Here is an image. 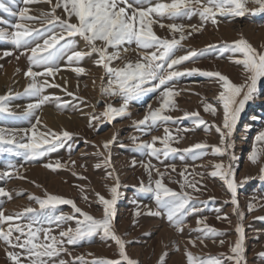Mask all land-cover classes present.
Listing matches in <instances>:
<instances>
[{
  "label": "snow or ice",
  "instance_id": "6c2138e0",
  "mask_svg": "<svg viewBox=\"0 0 264 264\" xmlns=\"http://www.w3.org/2000/svg\"><path fill=\"white\" fill-rule=\"evenodd\" d=\"M41 3L50 5V9L40 10L38 15L30 14L28 5ZM23 4L25 7L20 8L17 12H11L3 3H0V9L10 12L12 16L19 17V21L11 25L15 29L14 31L8 32L0 29V41L9 42L15 49L22 50L20 55L26 56L28 61L24 76L30 82L25 87L23 95L35 98V100L33 103H29L22 113L25 119L31 120L35 110L43 104L53 100L59 101V97L44 95V90L49 86L60 87L59 84L50 85L47 78H55L61 71L60 61L65 56L67 57V66H71L73 63L79 64L86 57L90 58L96 54L97 59L94 64L102 67L108 77L106 84L103 83V77L101 78V95L119 97L122 100L118 108L106 103L101 116L93 115L91 117L89 127H95L93 121L102 123L101 117L112 121L127 115L130 102L159 91V107L152 109L149 105V111L144 117L134 122L135 126L141 130H152L162 124L167 125L173 120V117L165 113L177 107L174 97L179 93L175 92L171 86L174 80L198 73L218 84L220 91L213 99L215 104L222 108L220 124H216L214 121L209 124L200 117L198 112H185L184 114L186 118L192 120L195 127L203 126L206 132L214 128L219 135L217 144L209 145L207 142H201L193 144L189 148L177 149L171 147V141L178 142L180 137H172L169 129L165 127L166 135L164 137L153 136L151 142L137 143L135 148L157 160H160L162 156L167 158L169 155L176 154H179L182 160L185 155L191 156L193 160L209 154L221 158L218 163L210 162L214 170L209 175L220 177L231 194L230 202L234 206L233 211L239 217V221L235 225L237 238L234 243H230L229 254L221 253L219 256L207 258L194 255L186 246V261L187 264H225L226 261L230 264H246L245 234L242 223L244 214L239 209L237 199V189L242 182L236 180L232 166L236 156L232 151L234 143L231 137L240 113L244 110L247 102L253 99L259 84L264 80V45L258 49L241 35L231 43L219 46L218 51L221 55L230 53L229 59L240 66L241 83L233 82L220 71H207L198 68L180 70V66L185 61H194L210 50L217 49V45L210 44L199 50L189 49L185 55H176V52L183 48L182 41L190 37L193 32L202 31L205 24L210 22L212 25L218 26V17L242 18L249 14H264V0H131V2L130 0H56L55 3L53 0H23ZM249 5L255 6L249 7ZM57 10H62V13L57 14ZM193 16L199 17V26L175 22L186 18L191 19ZM163 20L173 22L164 24ZM35 24H39V27H36ZM154 25H158L162 29L166 28L172 34V38L158 36L154 31ZM177 33L179 34L178 38ZM77 36L84 41L86 51L75 50L74 38ZM133 44L136 47L138 58L124 60L121 50L127 53ZM4 55L8 56L11 53L5 52ZM19 58V56L16 57L17 60ZM116 60H123V65L113 67L112 63ZM34 68L42 70L35 71ZM72 70L77 75L86 73V69L83 67H74ZM38 77L45 79L41 81ZM67 94L74 95L70 92ZM8 98L9 96H0V113L10 112L6 106ZM202 103L205 112L210 113L213 117L217 115L218 110L213 103H208L206 98L202 99ZM67 106V103H57V108L60 109ZM40 124V118L37 116L36 123L31 124L30 128L0 127V152H14L31 162L45 157L48 153L64 147L66 142L73 140V133L67 130L57 133L45 125V130L39 131L37 126ZM30 133L31 135H29ZM18 136L19 139H17ZM49 136L50 139L46 138ZM135 139L133 137L134 141ZM115 140L116 136L113 135L111 139L104 141V150L109 151L110 145ZM157 140L160 141L162 147H156ZM255 140L257 143H264V131H261ZM5 145L7 147H4ZM68 147L71 148V144ZM99 154L104 155V153ZM262 155H264V147L257 149L254 146L248 159L255 164ZM224 156H228V164L223 162ZM102 163L110 167V155L105 157ZM135 163L133 161V165ZM71 164L74 166L75 161H71ZM143 166L148 172L149 182L145 185L141 181L139 191L152 193L157 206L155 212L147 209V214L166 216L169 224L177 232H182L186 226L185 218L190 214L198 216L202 209L197 205L207 203L200 201L192 194L200 192L203 185L197 187L198 181L189 180L185 176L187 172V166H185V169L180 173L185 179L182 182L178 181L181 188V191L178 192L163 183L167 168L161 172L150 161ZM44 167L56 171L68 167V163H61L57 160L55 163L45 164ZM80 167L84 168L85 166L81 165ZM95 167L100 168L101 164L98 163ZM170 167L172 171L176 170L175 165ZM153 171L159 177L154 181L155 186H153L152 179ZM260 173V179L264 180V166L260 167ZM13 174L24 179L19 172L0 173V179L11 178ZM73 175L78 174L73 172ZM197 175L201 177V180L203 179V174ZM108 177H112L116 181L115 184L107 186L111 198H105L100 193L95 194L97 202L102 206L103 214L100 218L83 211L73 200L47 193V191L43 198L34 194L28 195L29 200H34L39 208L29 206L19 212L6 215L2 203H0V242L6 245L7 259L12 264H25V261L27 264H69L59 258L62 254L68 253L67 246L90 241L94 236L99 235L102 239L115 241L119 259L97 258L88 261L81 255L74 257L72 264H76V262L79 264H138L126 253V241L116 233L114 218L121 185L119 177H113V172H108L106 178ZM247 179L249 177H245V181ZM78 187L82 198L87 201L88 197L84 195V187ZM188 189L192 191L190 192ZM21 194L17 193V195ZM0 197L12 199L11 193L3 187H0ZM57 205H71L73 212L57 214ZM255 207L254 203L249 202V211L254 210ZM140 214V211L135 213L137 216ZM217 219L227 220L228 217L227 215L223 217L218 215ZM260 219H264V217H260ZM73 220L76 223L74 228L63 227L64 224ZM196 223L197 227L193 231L198 232L199 235L195 239L189 238L187 245L192 247H196L198 243L204 245L206 240L215 243L216 238L223 235L222 232L201 220L199 216ZM56 229H59L58 235L54 234ZM219 243L223 245L224 241L220 240ZM9 248L13 250H9ZM15 249L20 251H15ZM68 254L71 255V253ZM89 255L92 254L89 253ZM166 255L167 253H164L160 256L158 264H167ZM260 255L264 257V253H260Z\"/></svg>",
  "mask_w": 264,
  "mask_h": 264
},
{
  "label": "rangeland",
  "instance_id": "374dc122",
  "mask_svg": "<svg viewBox=\"0 0 264 264\" xmlns=\"http://www.w3.org/2000/svg\"><path fill=\"white\" fill-rule=\"evenodd\" d=\"M55 2L56 0H53V3ZM0 3H3L11 12H17L20 8L25 7L23 0H0ZM254 6L255 5H249V7ZM28 7L30 8V14L38 15L40 10L47 11L51 6L46 3H41L38 5H28ZM61 13L62 10H57V14ZM18 21V16H12L10 12L0 9V29L12 32L15 29L12 28L11 25L16 24ZM218 21V26H214L209 22L205 24L202 31L195 32V39H193V41H195L194 43H189V37L185 40L186 42L182 41L183 48L177 51L176 55H185L189 49H204L210 44L217 45V49L210 50L194 61H185L180 66V70L184 68H198L207 71H220L222 74L227 75L233 82L241 83L242 76L240 75V66H237L229 59L230 53L221 55L218 48L222 44L231 43L243 35L254 47L259 49L261 45H264V14H249L242 18L218 17ZM171 22L173 21H162L164 24ZM175 22L197 26L200 24L198 16ZM35 26L39 27V24H35ZM159 30L168 31L166 28L162 29L158 25H154V31ZM205 31H208L207 36L205 35L208 38L204 36ZM176 35L178 38L179 34L177 33ZM224 36L227 38L225 39ZM74 39L75 50H87L85 49L84 41L80 37L77 36ZM196 40L198 42H196ZM21 51L22 50L15 49L9 42L0 41V76L7 68L11 69V75L9 77L11 88L0 90V96H9L6 101V106L10 109V112L0 113V127L8 129L30 128L31 124L36 123V117L38 116L41 121V124L37 126L39 131H44L45 125L48 129L57 133L67 130L73 133V140L66 142L64 147L48 153L45 157L31 162L26 161L22 155H16L14 152H0V173L19 172L20 175L24 177V179H20L13 174L11 178L4 177L0 179V187H3L12 195L11 200L7 199V197H0V203H2L6 215L19 212L23 208L29 206L39 208V205L34 200H29L28 195L34 194L35 196L43 198L45 191H47V193L60 195L73 200L83 211L88 212L96 218H100L103 214L102 206L97 202L95 194L100 193L105 196V198H111L107 186L115 184L116 181L112 177H106L108 172H113V177L118 176L121 185L119 188L120 195L116 204L114 227L116 233L126 241V253L131 259L136 260L138 264H158L160 256L164 253H167V264H187L185 256L186 246L194 255L204 258L219 256L221 253L229 254L230 243H234L237 238L235 225L239 221V217L233 211L234 206L230 202L231 194L227 191V187L223 185V180L218 176L212 177L209 175V173L214 170L211 163L207 165H196V162L189 161L186 155L183 160L180 158L179 154L169 155L164 163V169L167 168V174L163 178V183L175 191H181L178 181L182 182L185 179L180 173L185 169V166H187L185 176L189 180L194 179L198 181L197 187L203 185L200 192L192 193L193 196L198 197L200 201L207 202L206 204L197 205L202 209L198 214L199 218L209 226L223 233V235L216 238L215 243L211 240H206L204 245L199 243L196 247L187 245V240L189 238L195 239L199 235L198 232L193 231V229L197 227V214H190L185 218L186 226L182 232H177V230L169 224L166 216H153L147 214V209H151L155 212L157 206L152 193H143L139 191L141 181H143L145 185L149 182V175L143 164H147L150 161L151 164L156 162L154 164L155 168L163 167L161 159L157 160L156 158L149 157L147 154L135 148V144L137 143L149 142L148 139L152 131L148 129L141 130L135 126L134 122L142 119L147 113L149 102L152 99L151 93L130 102L127 115L118 117L112 121H108L101 117L103 120L102 123L93 121L95 127H89V120L91 117L93 115L101 116L105 110L106 103H110L118 108L122 100L119 97L101 95V78L103 77V83L106 84L108 77L105 75L102 67L94 64V61L97 59L96 54H93L90 58L86 57L84 60L80 61L79 64L73 63L71 66H67V57L65 56V58L60 61L61 71L55 78H47L50 85L59 84L60 87L49 86L44 90V95L59 97V101L53 100L43 104L39 109L35 110L31 120L25 119L22 113L29 103L34 102L35 98L23 95L24 89L30 81L24 76V72L28 67V61L26 56L20 55ZM109 51H112V49H109ZM5 52H10L11 55L5 56ZM68 54L70 55L71 53L69 52ZM121 54L124 60H135L138 58L134 44L130 46L127 53L121 50ZM17 56L20 57L18 60L16 59ZM123 62V60L113 61L112 66L120 67L123 65ZM207 62H215V65L205 66ZM201 64L204 65L201 66ZM74 67H83L86 69V73L77 75L72 70ZM34 70L41 71L42 69L34 68ZM186 77L203 78L204 76L197 73L191 76L185 75L174 80L171 86L175 92L179 93L174 97L176 104L178 98L186 99L192 95L193 97H199V95H201L198 89L187 88V86L181 91L183 84L185 85V83L182 82V78L184 79ZM16 78L21 79V88L19 89L11 85ZM38 79L43 81L45 78L38 77ZM213 83L216 89L215 93H217L212 95L207 94L206 100L208 103H213L214 106L217 107V115L213 117L208 112L203 114L200 112L198 113L200 117L209 124L213 121L216 124H220L222 119V116H220L222 115V108L216 105L213 99V96L218 94L220 88L217 83ZM69 92L74 95L69 96L67 94ZM158 92L159 91L156 93ZM262 96H264V80L260 83L254 98L247 102L248 109L240 121V126L235 127L233 131L231 140L234 144L241 130V124L245 119L250 118L251 111H254L256 114L248 127L249 131L244 133L243 139L245 141L247 140L248 133L257 136L261 131H264V103L261 102ZM57 103H67L68 106L60 109L57 108ZM46 110L49 112L53 111L51 118L52 122L50 123H47L44 117L46 116L45 113H47ZM188 111L190 113L195 112L194 109H191L184 111V113ZM53 113L63 118L57 119L53 116ZM165 114L173 117V120L167 124L171 136L180 137L178 142L176 140L171 141V147L184 149L181 145V140L190 135L189 132L191 128L189 126L192 124V120L186 118L183 114H178L175 109L169 110ZM208 116H211V119H207L206 117ZM243 125L244 124H242V126ZM204 133H206L207 136H203L201 139L198 138L196 143L207 142L209 145L218 143L219 135L214 128H211L207 132L204 131ZM29 135H31V133ZM113 135L116 136V140L110 145L109 151H105L103 142L111 139ZM133 137L136 138L135 141ZM46 138L50 139V136ZM17 139H19V136ZM69 144H71V148L68 147ZM159 145L160 147L162 146L160 141L157 140L156 146L159 147ZM257 145V149L264 147V143H257ZM4 147H7V145ZM252 149L248 150L246 148L240 154H236L233 148L232 151L236 156V160L232 162L234 173L237 162L243 161L247 150L249 156ZM99 153H104V155L101 156ZM109 155L110 167L102 163L104 158ZM121 155L128 161L127 166L121 163ZM204 158L205 156L199 160L202 161ZM222 159L225 164L229 163V159L225 157ZM57 160L61 163L67 162L68 167L57 169L56 171L44 167L45 164L49 162L55 163ZM220 160L221 158L217 156H212L211 158V162L218 163ZM71 161H75L74 166L71 164ZM133 161L136 162L135 165H133ZM98 163L101 164L100 168L95 167ZM250 163L259 170L246 176L249 177L246 181L245 177L238 181L242 183L237 189L239 209L244 214V219L242 221L244 234H246L244 240V255L246 264H264V257L260 255V253H264V219H260V217H264V180L260 179V167L264 166V155L260 157L257 163ZM81 165L85 167L82 168L80 167ZM171 165H175V171H172ZM73 172L78 175H73ZM189 173H191V175H189ZM197 174H203V179L201 180V177ZM157 178H159L157 173L153 171V186H155L154 181ZM78 186L84 187V195L88 197L87 201L82 198ZM188 191L191 192L192 190L188 189ZM17 193L22 194L17 195ZM249 202L256 205L252 211L248 210ZM137 211L141 213L138 216L135 215ZM59 212L71 214L73 209L71 205H57V214H59ZM218 215L221 217L227 215L228 219H217ZM159 224L164 225L163 228L155 231L154 229L157 227H154V225ZM69 226L74 228L76 226L75 221L73 220L63 225L64 228ZM53 227L55 228L54 225ZM58 233L59 229H56L54 234L58 235ZM220 240L224 241L223 245L219 243ZM5 247L6 245L0 242V264H12L6 257ZM67 248L68 253H71V255L64 253L59 258L64 259L69 262V264H72L74 257L81 255L88 261L97 258L119 259L118 247L115 241L111 239H102L99 235L94 236L90 241H82L77 245L67 246ZM177 248H179V250H177ZM9 250L13 249L9 248ZM15 251L20 250L15 249ZM89 253L92 255H89ZM25 264H27V261H25ZM76 264H79V262H76ZM225 264H230V262L226 261Z\"/></svg>",
  "mask_w": 264,
  "mask_h": 264
},
{
  "label": "bare ground",
  "instance_id": "6f19581e",
  "mask_svg": "<svg viewBox=\"0 0 264 264\" xmlns=\"http://www.w3.org/2000/svg\"><path fill=\"white\" fill-rule=\"evenodd\" d=\"M156 34L158 36H160L161 38H168V39H171L172 38V34L168 31H165V30H159V31H155ZM225 33V32H224ZM227 33V32H226ZM195 32H193V34L189 37L190 38V41L189 43H194L195 41H193V39H195ZM208 34V31H205L204 32V36L206 35L207 36ZM231 34V33H230ZM212 35V34H211ZM226 35V34H225ZM228 35V34H227ZM205 36V37H206ZM208 38V37H206ZM224 38L226 39L227 37L224 36ZM186 42V41H185ZM196 42H198L196 40ZM200 42V41H199ZM204 65V64H201V66ZM215 65V62H207L205 64V66H214ZM189 67H192V66H189ZM11 75V69L10 68H7L6 70L3 71L2 75L0 76V90H5V89H8V88H11L10 86V80H9V77ZM12 82V81H11ZM182 82L185 83V85L183 84V88L181 89L184 90V87L187 86V88H192V89H195V90H199V92L201 93V95H199V97H193V95L191 97H188L186 99H183V98H178L177 100V107L175 108V111L178 113V114H185L184 111L186 110H191V109H194L195 112H200V113H205L204 111V108H203V103H202V99L206 98L207 97V94H214L215 93V87H214V81L212 82L211 79L207 78V77H203V78H189V77H186V78H182ZM14 88L16 89H19L21 88V79L20 78H16L14 80V83L11 84ZM260 86V84H259ZM259 86H258V89H259ZM181 88V87H180ZM217 93V92H216ZM215 93V94H216ZM150 95H152V99L150 100L149 102V105H151L152 109H155L157 107H159L160 105V100H159V92L158 93H151ZM186 96V95H185ZM190 96V95H188ZM259 96V95H258ZM214 97V96H213ZM254 98V97H253ZM261 102L264 103V96L261 97ZM149 105H148V111H149ZM248 109V106L247 104L245 105V108L244 110L240 113V116H239V119L237 121V124L235 127L237 126H240V121L241 119L243 118V116L245 115L246 111ZM264 109V108H263ZM47 113L45 117V120L47 121V123H50L52 122L51 121V118H52V112H49L48 110H46ZM147 111V112H148ZM189 112V111H188ZM190 113V112H189ZM256 113H254V111H251V116L249 119H245V121H243L242 124H244L242 126L241 124V130L239 132V135L238 137H236L235 139V144H234V151L236 154H240L242 151H244V149H252L254 146L257 147V142L255 140L256 136L255 134H252V133H248V137H247V140L245 141L243 139V135L246 131H249L248 130V127L249 125L251 124V120L252 118L255 116ZM53 116L57 119H61L63 118L62 116L60 115H54L53 113ZM222 116V115H220ZM67 118V117H66ZM207 119H211V116H208L206 117ZM220 118V117H219ZM206 119V120H207ZM69 120V119H68ZM209 121V120H208ZM67 122V121H66ZM56 124V123H55ZM189 124V123H188ZM165 127H167L169 129V126L167 125H160L158 128H154L152 129V134L151 136L149 137L148 141L151 142L152 141V137L153 136H157V137H164L166 135L165 133ZM191 128V131L189 132V136L185 137L184 139L181 140V145L183 148H189L191 145L195 144L198 140V138H202L203 136H207L206 133H204V127L203 126H200V127H195L192 124H190L189 126ZM45 129V128H44ZM247 136V135H246ZM162 145V144H161ZM158 147V146H156ZM160 147V145H159ZM162 147V146H161ZM248 150H247V153H246V156L245 158L243 159V161H238L237 164H236V167H235V178L237 181H240L241 179H244V177L248 176L250 173H253L255 172L256 170H259L258 168L254 167L249 159H248ZM210 151V150H209ZM210 153V152H209ZM188 160L189 161H193V162H196V165H207L208 163L211 162V158L213 155L209 154V155H206L205 158L200 161L199 159H196V160H193L191 158V156L189 155H186ZM121 163H123L125 166H127V163L128 161L121 155ZM226 159H229L228 156H224ZM154 158V157H153ZM165 159L163 156L161 157V162H162V167L163 168H158L161 172L165 171L164 167V163H165ZM225 159V160H226ZM154 161V160H153ZM227 161V160H226ZM156 162H154L155 164ZM152 163V165H154ZM200 167V166H199ZM126 171V170H125ZM126 174V173H125ZM122 175V174H121ZM223 185H225L224 181H222ZM227 187V186H226ZM225 187V188H226ZM157 227L155 228L154 230L157 231L158 229L160 228H163L164 225L162 224H159V225H154V227ZM165 228V227H164ZM166 229V228H165ZM246 235V234H245ZM202 251V250H201ZM203 252V251H202ZM201 252V253H202Z\"/></svg>",
  "mask_w": 264,
  "mask_h": 264
}]
</instances>
